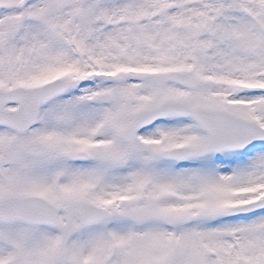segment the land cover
I'll list each match as a JSON object with an SVG mask.
<instances>
[{
  "label": "snow or ice",
  "instance_id": "1",
  "mask_svg": "<svg viewBox=\"0 0 264 264\" xmlns=\"http://www.w3.org/2000/svg\"><path fill=\"white\" fill-rule=\"evenodd\" d=\"M0 264H264V0H0Z\"/></svg>",
  "mask_w": 264,
  "mask_h": 264
}]
</instances>
